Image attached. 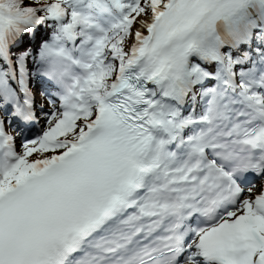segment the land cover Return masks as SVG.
<instances>
[{
	"label": "bare ground",
	"instance_id": "1",
	"mask_svg": "<svg viewBox=\"0 0 264 264\" xmlns=\"http://www.w3.org/2000/svg\"><path fill=\"white\" fill-rule=\"evenodd\" d=\"M164 0H150L148 2V8H147V13L143 16H138L137 18L134 19L133 23H132V27H133V36L134 37H139L140 35L145 33V29L151 24V19L154 15V13L158 12L161 9L162 3ZM240 13L241 18L238 20V28L240 30H242L245 27L246 31H250L244 39V42L242 44V47L245 49H250L251 47H253L258 40L256 39V34L258 32H260L263 28H264V20L262 21V16L264 15V5L260 4V5H256L254 3H251L250 0H248L247 2L243 3L241 5V8L239 9L238 14ZM252 20V23L254 24V26H250L248 25L249 21ZM257 26H260V28H257ZM222 27L225 29L226 25L225 23L222 25ZM226 32H228V37L231 38L234 33L231 32L230 29L226 28ZM242 33V32H241ZM41 38L40 35L37 36L36 39V44L39 41V39ZM229 44L232 47H235L236 45V41H229ZM121 58L125 57L127 55L126 53H121ZM121 62V61H119ZM188 78L186 81V84L188 85V83H194L196 80L199 79L201 72L197 71V69H194V67H190L188 69ZM194 86H196L195 84L191 87V90L189 91V95L186 98L187 103H190L193 101L192 98H196L198 96V92L196 90H194ZM181 114L185 115L186 114V110L184 108L181 109ZM90 123H88L86 125V127L89 125ZM36 128H33L32 131H36ZM56 130V128H55ZM45 138L42 140L43 142H45L46 139H50L52 137H54V129L51 130L49 133L44 134ZM35 140V139H34ZM33 140V141H34ZM36 161L34 162H30L24 165L23 169L21 172H19L18 174H16L12 180L8 181L7 186L10 185L12 183V181H16L18 178H20L23 173L25 172V170L34 165ZM3 189V186H0V190Z\"/></svg>",
	"mask_w": 264,
	"mask_h": 264
},
{
	"label": "rangeland",
	"instance_id": "2",
	"mask_svg": "<svg viewBox=\"0 0 264 264\" xmlns=\"http://www.w3.org/2000/svg\"><path fill=\"white\" fill-rule=\"evenodd\" d=\"M7 1V0H6ZM138 2H139V4H140V6L141 7H143L144 5H143V2L141 1V0H138ZM142 2V3H141ZM145 2H149L148 0H145ZM146 10H144V11H142L141 12V14H143L144 12H145ZM133 13H131V15H132ZM132 16H135V15H132ZM137 17V16H136ZM128 18H121V20H127ZM118 28H121L122 29V32H117L116 31V29H118ZM105 33L103 34V36H101V38H100V41L103 43V45L102 46H105V48L107 49V47H108V42H105V39L107 38V37H109L110 36V38L111 39H115L116 40V43L118 44V45H121L120 44V41L123 39V40H125V39H127L126 37H124L123 38V32H124V29L121 27V23L118 21V20H112V21H109L108 22V24H107V26H106V28H105ZM118 50V49H117ZM100 84L101 85H99L98 86V80L96 81V84H97V86H95L94 88H92V90H87L86 91V94H87V98H86V103L89 105V102H90V98L93 96V95H95L96 93H98V92H100V91H102V88H103V82H102V80H100ZM39 97V95L38 94H36L35 93V98L37 99ZM39 102V101H38ZM46 115L48 116V117H52V118H55V116H54V114L52 113V111L50 112V113H46ZM24 146H26V145H23V144H18V147H17V150H18V152H20V150L23 152V150H24V148H22V147H24ZM27 146H29V147H31V148H33V152L31 153V155H30V158L31 159H37L38 157H47V156H49L53 151H49V150H40V149H38V144H35L34 146H32V145H30V144H27Z\"/></svg>",
	"mask_w": 264,
	"mask_h": 264
},
{
	"label": "trees",
	"instance_id": "3",
	"mask_svg": "<svg viewBox=\"0 0 264 264\" xmlns=\"http://www.w3.org/2000/svg\"><path fill=\"white\" fill-rule=\"evenodd\" d=\"M24 1L25 2H28V0H10L9 2V6L10 7H23L22 5H26V3L24 4ZM28 6V5H26Z\"/></svg>",
	"mask_w": 264,
	"mask_h": 264
}]
</instances>
